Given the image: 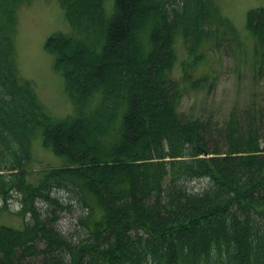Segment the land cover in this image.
I'll list each match as a JSON object with an SVG mask.
<instances>
[{"label": "trees", "instance_id": "obj_1", "mask_svg": "<svg viewBox=\"0 0 264 264\" xmlns=\"http://www.w3.org/2000/svg\"><path fill=\"white\" fill-rule=\"evenodd\" d=\"M58 1L72 31L45 49L74 113L54 120L16 64L17 11L32 0H0V208L15 193L28 217L0 225V264H264V90L216 127L177 111L176 38L197 64L220 27L236 35L215 0H114L109 17L103 0ZM246 27L256 42L245 64L264 79V8ZM37 138L63 163L32 183ZM55 189L88 209L76 243L36 206L57 203Z\"/></svg>", "mask_w": 264, "mask_h": 264}, {"label": "rangeland", "instance_id": "obj_2", "mask_svg": "<svg viewBox=\"0 0 264 264\" xmlns=\"http://www.w3.org/2000/svg\"><path fill=\"white\" fill-rule=\"evenodd\" d=\"M215 2L221 15L230 21L236 35L220 27L214 34L211 47L202 50L204 58L197 64L178 36L175 41L176 62L172 70V77L179 82L182 93L177 107L179 115L182 118H210L213 127H216L217 122L223 123L230 110L235 108L241 113L252 95L258 96L264 90V79L250 73L245 64L246 60L252 58L256 42L246 27L247 12L258 7L264 8V0ZM175 5L181 6L180 3ZM103 7L105 16L109 17L115 8L114 0H103ZM71 31L58 0H32L17 11L14 44L19 77L31 83L44 112L54 120L72 115L74 106L64 89L62 73L53 67L54 56L45 49V42L54 33L70 34ZM89 66L87 63L85 67ZM184 70L188 77H183ZM207 75L205 81L199 80ZM212 135L214 138L217 135L221 138L224 136L219 132ZM217 145L223 149L225 142L220 139ZM31 154L32 172L27 177L32 183L48 168L63 163L51 150L44 148L38 138L32 143ZM205 184L194 181L190 186L198 189ZM51 196L57 203L37 200L40 214L55 218L56 229L74 243L84 238L86 226L81 223V219L84 220L88 209L79 197L73 191L57 189L51 192ZM2 205L0 200V207ZM5 206L0 208V225L21 229L28 217L19 213L20 195L12 194ZM41 259L43 256L38 255L26 261L29 264H41Z\"/></svg>", "mask_w": 264, "mask_h": 264}]
</instances>
